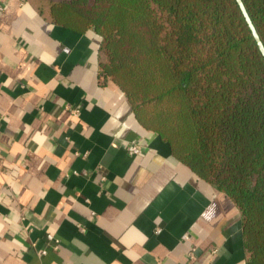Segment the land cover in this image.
I'll use <instances>...</instances> for the list:
<instances>
[{"label": "crops", "instance_id": "crops-1", "mask_svg": "<svg viewBox=\"0 0 264 264\" xmlns=\"http://www.w3.org/2000/svg\"><path fill=\"white\" fill-rule=\"evenodd\" d=\"M100 40L0 0V264H247L239 209L101 83Z\"/></svg>", "mask_w": 264, "mask_h": 264}, {"label": "trees", "instance_id": "trees-1", "mask_svg": "<svg viewBox=\"0 0 264 264\" xmlns=\"http://www.w3.org/2000/svg\"><path fill=\"white\" fill-rule=\"evenodd\" d=\"M51 21L100 37L101 83L228 195L247 264H264V55L237 0H42ZM264 44V0H243Z\"/></svg>", "mask_w": 264, "mask_h": 264}, {"label": "water", "instance_id": "water-1", "mask_svg": "<svg viewBox=\"0 0 264 264\" xmlns=\"http://www.w3.org/2000/svg\"><path fill=\"white\" fill-rule=\"evenodd\" d=\"M237 2H238V4H239V6H240V8H241L246 20H247V22L249 24V27H250L255 39L258 42V45H259V48H260L262 54L264 55V44H263V42H262V40L260 38V35H259V33H258V31H257V29H256V27H255V25H254V23H253V21L251 19L246 7H245V4H244L243 0H237Z\"/></svg>", "mask_w": 264, "mask_h": 264}, {"label": "built area", "instance_id": "built-area-1", "mask_svg": "<svg viewBox=\"0 0 264 264\" xmlns=\"http://www.w3.org/2000/svg\"><path fill=\"white\" fill-rule=\"evenodd\" d=\"M127 150L131 154H138L141 151V146L137 142H129L127 144ZM47 237L50 241H53L55 243V246L57 247L59 245V238L55 237L52 233H48ZM44 251V250H43ZM45 252V251H44ZM193 256V253L190 254ZM205 264H215L213 261H208Z\"/></svg>", "mask_w": 264, "mask_h": 264}, {"label": "rangeland", "instance_id": "rangeland-1", "mask_svg": "<svg viewBox=\"0 0 264 264\" xmlns=\"http://www.w3.org/2000/svg\"><path fill=\"white\" fill-rule=\"evenodd\" d=\"M33 1H35L37 4L44 5L43 2H42V0H33Z\"/></svg>", "mask_w": 264, "mask_h": 264}]
</instances>
